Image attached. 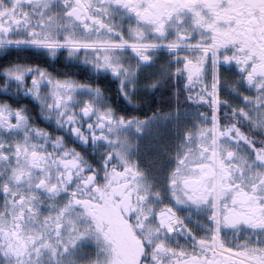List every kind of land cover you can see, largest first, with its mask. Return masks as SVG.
Returning a JSON list of instances; mask_svg holds the SVG:
<instances>
[{
	"label": "snow or ice",
	"instance_id": "1",
	"mask_svg": "<svg viewBox=\"0 0 264 264\" xmlns=\"http://www.w3.org/2000/svg\"><path fill=\"white\" fill-rule=\"evenodd\" d=\"M0 264H264V0H0Z\"/></svg>",
	"mask_w": 264,
	"mask_h": 264
},
{
	"label": "flooded vegetation",
	"instance_id": "2",
	"mask_svg": "<svg viewBox=\"0 0 264 264\" xmlns=\"http://www.w3.org/2000/svg\"><path fill=\"white\" fill-rule=\"evenodd\" d=\"M181 102H183V96L181 97ZM175 107L176 101L174 97L165 96V110H167L168 106ZM156 143L154 136H145L142 139V150L144 151L145 155L151 156L152 155V146Z\"/></svg>",
	"mask_w": 264,
	"mask_h": 264
},
{
	"label": "trees",
	"instance_id": "3",
	"mask_svg": "<svg viewBox=\"0 0 264 264\" xmlns=\"http://www.w3.org/2000/svg\"><path fill=\"white\" fill-rule=\"evenodd\" d=\"M154 105L150 104V105H146L144 108L141 109V112L144 114H148L150 111V108L153 107Z\"/></svg>",
	"mask_w": 264,
	"mask_h": 264
},
{
	"label": "rangeland",
	"instance_id": "4",
	"mask_svg": "<svg viewBox=\"0 0 264 264\" xmlns=\"http://www.w3.org/2000/svg\"><path fill=\"white\" fill-rule=\"evenodd\" d=\"M142 139H143V137H142ZM142 139H141V146H142Z\"/></svg>",
	"mask_w": 264,
	"mask_h": 264
}]
</instances>
